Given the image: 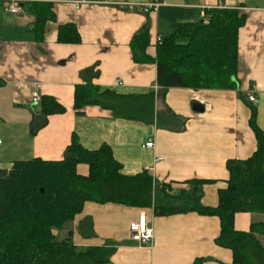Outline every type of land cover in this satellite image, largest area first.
<instances>
[{
  "label": "crops",
  "instance_id": "obj_1",
  "mask_svg": "<svg viewBox=\"0 0 264 264\" xmlns=\"http://www.w3.org/2000/svg\"><path fill=\"white\" fill-rule=\"evenodd\" d=\"M51 3L53 19L42 37L34 31L29 12L13 15L0 3V169L33 158L58 161L74 138L87 149L107 144L125 175L147 171L155 183L186 188L185 181L209 179L202 186L201 203L218 204L226 187V162L243 160L256 149L249 127L253 89L257 124L264 131V0H165V6L236 8L246 16L238 32L236 88H160L155 64L133 60L131 41L147 29L145 53L153 58L155 37L167 25L155 11L139 12L135 4L148 0H33ZM73 24L78 43L57 41L58 29ZM89 70V71H87ZM91 70V71H90ZM84 71V72H83ZM97 71L91 83L118 94L154 93L153 121L117 118L109 109L87 105L76 113L74 89ZM37 91L40 100L32 102ZM51 98L62 111L40 112L42 98ZM202 106L201 111L194 105ZM42 123V124H41ZM42 125L35 132L33 126ZM153 140V147L145 143ZM160 158V160H157ZM86 174L88 167L78 164ZM176 192V191H174ZM145 214L153 228L149 245L130 239L129 225ZM257 213L235 214L234 228L247 231L263 221ZM70 232L81 248L112 249L105 264H231L229 249L215 244L219 220L196 212L156 216L151 207L87 201L61 230ZM63 237V238H64ZM264 246V235H258Z\"/></svg>",
  "mask_w": 264,
  "mask_h": 264
},
{
  "label": "trees",
  "instance_id": "obj_2",
  "mask_svg": "<svg viewBox=\"0 0 264 264\" xmlns=\"http://www.w3.org/2000/svg\"><path fill=\"white\" fill-rule=\"evenodd\" d=\"M20 5L34 16V31L42 37L45 22L53 19L51 3L27 0ZM203 11L206 21L195 7H159V20L167 28L159 31L160 41L153 58L145 53L149 45L147 29L133 36V60L154 63L155 82L163 90L236 88L238 32L246 16L236 8ZM79 40L73 24L59 27L57 41ZM96 75L97 71L92 72L85 83L75 86L76 113L84 106L98 105L111 110L117 118L153 121V91L140 95L100 91L91 83ZM40 106L44 116L62 111L49 97L42 98ZM249 107L248 124L256 139V149L243 160L226 162L229 176L226 187L218 191L216 206H205L200 201L202 186L213 180L191 179L184 182L188 187L174 188L170 183H155L147 171L125 175L107 144L87 149L74 138L61 160L33 158L0 169V264L107 263L112 249L77 247L70 232L60 240L53 233L71 221L87 201L151 207L156 216L188 212L215 216L219 220L215 244L231 251V264H264V246L258 240V235H264V220L252 222L247 231L234 228L235 214L239 212L264 216V131L257 124L255 107ZM41 126H33V132ZM78 164L87 165L88 172L78 173Z\"/></svg>",
  "mask_w": 264,
  "mask_h": 264
},
{
  "label": "built area",
  "instance_id": "obj_3",
  "mask_svg": "<svg viewBox=\"0 0 264 264\" xmlns=\"http://www.w3.org/2000/svg\"><path fill=\"white\" fill-rule=\"evenodd\" d=\"M27 0H0V3L3 4L4 9L13 14V15H19L21 13L27 12L20 4L23 2H26ZM166 2L165 0H148L144 3H138L135 4V8L142 13H148L150 11L157 12L159 7L165 6ZM204 9H200V16L204 19V21L207 20ZM160 41V35L157 34L155 37V42ZM247 101L254 105L257 102V98L255 96L254 90L251 88L247 91L246 94ZM31 100L32 102H37L40 100V96L37 91H34L31 93ZM145 146L148 148L153 147V140L149 139ZM157 160H160V158H157ZM129 231H130V239L136 242L139 245H149L151 243L152 237H153V228L148 225L146 215L140 214L136 221L131 222L129 225Z\"/></svg>",
  "mask_w": 264,
  "mask_h": 264
},
{
  "label": "rangeland",
  "instance_id": "obj_4",
  "mask_svg": "<svg viewBox=\"0 0 264 264\" xmlns=\"http://www.w3.org/2000/svg\"><path fill=\"white\" fill-rule=\"evenodd\" d=\"M249 109H250V107H249ZM64 225H65V224H64ZM64 225H63V227H64ZM63 227H62V228H63ZM62 228L59 229V230H54V231H53V233L55 234V238H56V240H60V239H62V238L64 237V233L61 231Z\"/></svg>",
  "mask_w": 264,
  "mask_h": 264
},
{
  "label": "water",
  "instance_id": "obj_5",
  "mask_svg": "<svg viewBox=\"0 0 264 264\" xmlns=\"http://www.w3.org/2000/svg\"><path fill=\"white\" fill-rule=\"evenodd\" d=\"M193 108H194V110H197V111L202 110V106H200L199 104H195Z\"/></svg>",
  "mask_w": 264,
  "mask_h": 264
}]
</instances>
